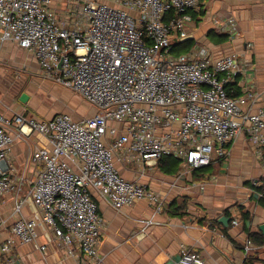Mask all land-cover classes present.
Returning <instances> with one entry per match:
<instances>
[{"label": "built area", "instance_id": "obj_1", "mask_svg": "<svg viewBox=\"0 0 264 264\" xmlns=\"http://www.w3.org/2000/svg\"><path fill=\"white\" fill-rule=\"evenodd\" d=\"M200 1L72 0L58 18L52 0H0V43L15 42L34 57L44 79L96 109L81 121L67 113L45 119L0 112V196H12L17 216L0 243V264H16L23 245H34L43 258L48 246L74 248L81 264H103V221L92 192L117 210L146 200L160 213L159 196L120 175L117 152L123 162L145 166L170 157L193 171L214 156L225 158L242 132L264 148V107L243 110L254 102L246 84L240 95H229L251 68L242 54L212 58L194 49L170 56L172 46L187 39L189 11ZM34 134L47 145L28 146L18 167L10 157L13 141ZM253 185L257 200L264 198V177ZM243 249L247 255L252 243ZM174 264L204 260L183 248Z\"/></svg>", "mask_w": 264, "mask_h": 264}, {"label": "crops", "instance_id": "obj_2", "mask_svg": "<svg viewBox=\"0 0 264 264\" xmlns=\"http://www.w3.org/2000/svg\"><path fill=\"white\" fill-rule=\"evenodd\" d=\"M70 1L52 0L51 8L58 18ZM189 13L192 21L187 25V39L179 46L182 53L204 49L212 58L242 54L251 68L245 82L240 80L233 86L232 94L240 95L246 84L254 102L243 110L256 112L264 107V0H201L198 9ZM229 20H233L232 26ZM24 74L27 79L22 78ZM43 79L31 54L15 42L0 43V112L6 117L18 113L48 119L68 112L81 121L96 113L87 102H82L85 105L76 113L61 104L56 109L60 112L49 108L40 111L33 91H42L37 86ZM11 91L16 93L12 95ZM46 145L37 134L27 142L14 139L10 157L19 167L27 159L28 146L33 149ZM227 147L225 158L214 156L208 166L193 171H183L181 164L170 157L142 166L123 162L120 153H115L113 160L120 175L154 192L164 208L155 213L153 205L139 200L117 210L92 192L103 221L98 248L102 263L174 264L184 248L201 254L204 264H264V245L256 243L262 236L259 226L264 224V208L257 202L258 188L253 185L264 177V148L253 146L243 132ZM28 171L32 175L31 166ZM13 206L10 194L0 196V243L17 218ZM22 213L28 217V211ZM223 217L229 218L228 224ZM233 219H237V226L231 224ZM146 220L155 224L146 226L142 223ZM246 242L253 245L247 255L243 249ZM73 251H53L48 246V255L43 258L34 245H23L16 250V264H81L80 254Z\"/></svg>", "mask_w": 264, "mask_h": 264}, {"label": "rangeland", "instance_id": "obj_3", "mask_svg": "<svg viewBox=\"0 0 264 264\" xmlns=\"http://www.w3.org/2000/svg\"><path fill=\"white\" fill-rule=\"evenodd\" d=\"M182 52H183L182 48H180L179 46H175L174 48H172L170 56H177L178 54H182ZM26 77L27 76L25 74L22 76L23 79H27ZM39 84L40 85H38L37 87L42 91L41 92H35L33 90L32 91L37 97L38 100L37 105H40V111L47 110L48 108L51 110H56L57 107H59L61 104L63 108L68 107L72 110V112L76 113L78 111H81L82 110L81 108L85 105L84 104L85 101L80 99V96L78 97L77 94H74L59 85H54L53 83H50L44 79ZM27 87L29 88L30 86L27 84ZM10 93L14 95L16 92L11 91ZM31 102H32V97L30 98V103ZM90 106L91 105H89V107ZM60 111L61 109L57 112ZM87 116H89V114H87Z\"/></svg>", "mask_w": 264, "mask_h": 264}, {"label": "trees", "instance_id": "obj_4", "mask_svg": "<svg viewBox=\"0 0 264 264\" xmlns=\"http://www.w3.org/2000/svg\"><path fill=\"white\" fill-rule=\"evenodd\" d=\"M171 17H173L172 14L169 15V19H170ZM182 44H183V41H182V42H177V43H175V44L172 46V48H174L175 46H180V45H182ZM233 89H234V88H233ZM234 94L239 95L238 92H235ZM234 94H229V95H230V96H236V95H234ZM258 190H259V188H258ZM257 202H258V203L264 208V198H261V199L257 200ZM259 239H260V240H259L258 242L256 241V243L259 244L260 246L264 245V237H263V236H260Z\"/></svg>", "mask_w": 264, "mask_h": 264}, {"label": "water", "instance_id": "obj_5", "mask_svg": "<svg viewBox=\"0 0 264 264\" xmlns=\"http://www.w3.org/2000/svg\"><path fill=\"white\" fill-rule=\"evenodd\" d=\"M20 100H23V97ZM223 218H224V220H226V223L228 224L229 218H226V217H223ZM259 230H260L262 236L264 237V224L259 226Z\"/></svg>", "mask_w": 264, "mask_h": 264}]
</instances>
